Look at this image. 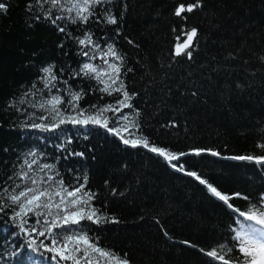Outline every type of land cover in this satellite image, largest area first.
I'll return each instance as SVG.
<instances>
[{
  "label": "trees",
  "instance_id": "trees-1",
  "mask_svg": "<svg viewBox=\"0 0 264 264\" xmlns=\"http://www.w3.org/2000/svg\"><path fill=\"white\" fill-rule=\"evenodd\" d=\"M2 2L7 5V13H0V187L5 181L12 183L8 177L16 170L14 165L21 162L18 157L30 149L45 154L37 157L40 163H57L59 156L57 168L65 183L75 184V177L86 173V190L98 194L93 201L95 207L120 221L100 226L82 222L84 231L100 246L121 255L127 253L131 264H210V258L199 249L210 250L220 243L231 245L232 229L238 228L235 221L242 218L186 172H196L222 194L250 197V201L230 200L241 210L259 203L264 193V167L255 161L231 159L264 155V148L258 147L264 144V64L258 59L264 55V0H203L202 9L184 14L187 21L175 17L173 11L179 4L195 0H114L106 7L118 17L124 12L120 36H115L117 25H68L73 37L91 31L102 47L112 42L125 55V68L133 71L123 79L129 92L139 94L132 103L140 116L130 119L141 128L132 129L133 133L148 137L154 146L187 153L180 160L184 171L173 169L148 149L124 145L120 137L104 128L64 125L55 132L22 128L24 116L9 103L19 100L34 83L42 91L27 99H47L49 93L37 78L42 75L40 69L49 64L55 65L57 75L68 80L73 91L83 89L81 109L114 104L121 97L95 91V80L70 78L87 58L79 55L80 46L74 39L66 38L43 20L36 21V10L26 11L29 0ZM182 24L198 29L199 48L194 62L181 61L169 68L178 35L173 28L179 30ZM125 36L135 45L127 43ZM61 42L63 48L58 46ZM228 53L237 59H227ZM91 62L106 67L100 59ZM218 67L221 71H213ZM60 69L64 70L62 74ZM236 82L244 85L242 91L236 88ZM57 87L61 92L53 90L52 94L63 95L67 86L58 82ZM194 90L199 92L195 101L190 94L181 96V92ZM169 91L171 96L167 95ZM165 100L166 106L162 103ZM18 107L35 112L36 123L51 122L50 118L39 119L49 116L46 110L28 104ZM105 115L113 116L111 112ZM172 119L178 127L162 126ZM121 134L131 138L128 132ZM69 138L72 143L60 152L57 145ZM197 149L218 155L209 151L196 155L193 150ZM68 150L83 152L84 157L64 159ZM113 188L116 195L111 192ZM12 214L11 208L0 213V264H42L30 250H21L19 258L13 255L26 238L23 233L12 238L18 231L9 221ZM184 241L197 247H189Z\"/></svg>",
  "mask_w": 264,
  "mask_h": 264
},
{
  "label": "snow or ice",
  "instance_id": "snow-or-ice-1",
  "mask_svg": "<svg viewBox=\"0 0 264 264\" xmlns=\"http://www.w3.org/2000/svg\"><path fill=\"white\" fill-rule=\"evenodd\" d=\"M113 3L114 0H29L26 3V11L33 12L35 9L34 19L36 21L43 20L49 23L56 31L64 34L68 39H74L80 46L79 55L87 59L81 63L78 70L74 71L71 79L84 77L95 80L97 83L95 91L108 96L116 94L121 98L116 99L114 104L99 107L91 105L89 110L81 109L79 108V101L85 95L83 89L73 91L68 80H63L60 75H57L55 65L49 64L40 69L42 75L37 78L43 84V89L48 91V98L39 101L27 99L30 95L35 96L42 91L34 83L32 88L25 92L19 100L11 101L9 107L14 108L24 116L22 128L39 129L43 132H55L64 125L82 126L84 128L92 125L104 128L109 133H114L120 137L124 145L148 149L169 162L173 169L184 171L180 160L187 153L177 154L163 147L154 146L148 137H136L133 133L132 129L140 130L141 128L136 120L130 119V116L133 115L137 118L140 116L139 109L135 108L132 103L139 94L129 92L123 79L128 72L133 71L130 67L125 68V55L112 42H107L102 47L91 31H85L80 37H73L68 31V25L85 27L89 24L98 26L117 25L115 36H120L119 25L123 20L124 12L122 11L118 17L111 8L106 7V5ZM203 6V0H195L194 3L189 4L181 3L174 9L173 15L180 18L181 21H187L188 16L184 15L185 13H193L197 9H202ZM122 7L125 11L127 10L126 4ZM0 13H7V5L2 0H0ZM177 31L178 35L175 36V43L170 55L171 62L167 65L169 68L173 64L179 65L181 61L194 62V54L199 48V31L196 27L187 28L182 24L179 30L173 28V32ZM124 39L130 45H135V42L128 37L125 36ZM58 46L63 48V42ZM226 58L234 60L237 59V56L228 53ZM96 59L102 60L106 67L91 62ZM258 59L264 64V55L259 56ZM244 63L248 62L245 61ZM122 69L124 70L122 71ZM223 70L227 71L226 68ZM59 71L62 74L64 70L60 69ZM213 71L219 72L221 68H214ZM251 74L255 75V73ZM188 75H192L191 72ZM58 82L67 86L63 89V95L52 94L53 90L55 93L61 92V89L57 87ZM192 83L195 86V82ZM235 86L241 91L244 88L240 82H236ZM189 94L194 101L199 98L198 90L190 93L181 92L182 97ZM167 95L171 96V91ZM162 103L166 106V100ZM24 104H28L31 108L38 107L41 110H46L49 116L41 115L39 119L43 121L50 118L51 122L36 123L35 112H28L27 109L18 107V105ZM124 109H129L130 112H124ZM90 110L94 111L86 115V111ZM109 112L113 114L112 117L105 115ZM29 120L33 122L28 123ZM121 121L127 123L121 124ZM162 126L175 128L178 127V124L175 119H172L167 125ZM122 132H128L131 138L123 136ZM71 143L72 140L69 138L66 142L57 145V148L60 152H64L67 145ZM258 147L264 148V144L258 145ZM193 151L196 155H200L204 151L211 152L213 156L218 155L217 152L211 150L197 149ZM44 155L35 149H30L23 157H18L21 162L14 165L16 170L8 177V181H12V183L8 184L5 181L4 185L0 187V213H4L6 208H11L13 214L9 216V221L13 227L18 229L17 232L12 233V238L19 237L20 233H23L26 238L13 252V255L19 258L22 255L21 250L26 249L30 250L32 254L38 255L42 264H63V262L100 264L101 260L104 261V264H131L127 253L121 255L103 248L98 244L96 238L84 231L82 225L84 221H89L98 226L120 222L95 207L93 201L98 194L90 189L86 190L87 174L85 173L82 177L77 175L75 184L65 183L64 177L57 168L60 157L56 158L57 163H40L37 157ZM72 156L83 158L84 153L68 150L67 155L63 158L68 159ZM231 159L255 161L256 164L264 167V155L233 156ZM172 161L177 163H171ZM186 174L195 177L199 183L206 185L212 195L223 201L235 216L242 218L235 221L238 228L232 229L234 234L231 237V245L220 243L210 250L199 249L210 258V264H264V193L260 194L259 203H250L245 211L236 208L230 203V200L242 198L250 201V197L242 193H234L232 196L222 194L196 172L188 171ZM107 184L108 181H105V185ZM111 192L113 195L117 194L115 188L111 189ZM164 234L167 236V232ZM41 237L49 242L45 243L44 239H39ZM183 243L189 247H197L190 241Z\"/></svg>",
  "mask_w": 264,
  "mask_h": 264
}]
</instances>
